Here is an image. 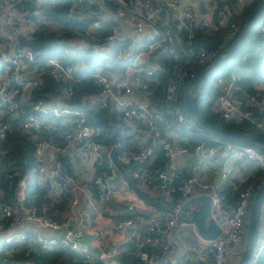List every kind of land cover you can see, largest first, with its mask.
I'll return each mask as SVG.
<instances>
[{
    "label": "built area",
    "instance_id": "obj_1",
    "mask_svg": "<svg viewBox=\"0 0 264 264\" xmlns=\"http://www.w3.org/2000/svg\"><path fill=\"white\" fill-rule=\"evenodd\" d=\"M215 1L196 0L197 5H203L207 11L215 7ZM251 1L232 0L234 8L231 11L225 3L217 9V23L224 29L216 45L211 48L200 46L194 52L189 48L191 27L197 18L204 16L195 12L194 5L193 8L181 0L67 2L68 18L78 20L88 9L91 20L75 35L61 38L65 43L62 48L65 54L92 52L99 48L107 56L106 51L113 42L127 41L122 33L123 27L133 33L146 30V35L132 49L128 43L115 49L114 58L124 62V69H128L131 75L129 80H124L129 74L123 79L118 76L114 79L101 67L93 70L92 77L98 87L99 107L112 102L123 122H140L152 143L163 142V154L167 158L164 169L157 170L152 178L143 175L145 170L142 168L132 172L133 176L140 177L138 185L144 188L154 187L156 192L166 197L175 191L179 193L169 206L157 209L141 198L115 166L111 150L117 147V141L109 145L101 144L94 138L101 128L86 122L81 107L65 102L73 92L70 85L61 88L60 94L49 100H28L30 90L43 80L44 72L60 82L75 79L85 61L78 57L63 64L54 57H37L21 40L31 39L33 32L40 27L58 33L57 17L45 14L38 6H22L21 0H0V136L8 129L12 117H20L18 132L33 142L36 184L44 188V196L55 203L61 201L63 192L68 193L64 209L57 214L58 218H54L38 213L36 207L27 202L26 170L20 171L12 181L9 193L0 190V264L17 250L23 249L25 254L32 246L42 249L65 247L72 253V260L82 264H119L117 257L121 253L129 255L134 264H235L238 261L244 244L245 219L257 186L255 179L246 176L244 168L245 164L251 163L264 176V154L253 145L205 132L193 117L183 113L177 83L182 78H192L212 62L238 32L243 10ZM104 20L109 22V28L102 38L103 42L89 43L87 39L95 37ZM63 26L68 24L63 23ZM181 30L186 31V37H180ZM259 33L264 45V23L260 24ZM162 51L169 58L175 57L177 51L181 52L191 67H170L164 82V99L169 105L148 110L134 103L132 95L136 86L153 78L154 70L159 68L158 53ZM212 84L216 89L212 111L225 120L248 121L264 133V97L258 91L247 94L242 101L233 71ZM88 98H93V95ZM48 115L51 118H47ZM55 120L63 128L64 143H56L42 135L43 129ZM156 121L163 122L170 140L161 138ZM185 135L194 143L186 144ZM191 152H203L207 160L214 162L212 166H216L213 169L208 165L205 168L217 174L218 183H199L193 175L173 182L177 158ZM221 152L224 156L216 164ZM64 154L71 157L70 173H65L61 180L58 177L61 166L59 156ZM155 157L152 146L143 144L137 150L124 152L118 159L123 163L127 160L151 162ZM200 163L198 159L197 165ZM101 164L104 168L96 174L95 167ZM241 183H244L242 187ZM196 184L200 187L197 192L194 189ZM224 188H230L234 193L233 203L223 200L221 191ZM199 193L209 197V216L219 227L214 238H202L195 224L189 220L197 203L184 202ZM128 213L133 215L126 216ZM83 230L91 234L90 245L98 248V254L78 241ZM261 231L254 247L252 264L264 245V225ZM110 235L116 238L113 242L108 238ZM190 240L200 253V259L196 261L195 257L177 254L174 260H170L175 252L174 245L179 243L184 247ZM145 245L156 250L147 254L143 250ZM231 247L235 250L227 257Z\"/></svg>",
    "mask_w": 264,
    "mask_h": 264
},
{
    "label": "trees",
    "instance_id": "obj_2",
    "mask_svg": "<svg viewBox=\"0 0 264 264\" xmlns=\"http://www.w3.org/2000/svg\"><path fill=\"white\" fill-rule=\"evenodd\" d=\"M232 0H227L225 2L217 0L215 1V7L210 10L211 16L208 18L206 16L201 17L197 22L193 23L191 27V33L189 36V48L194 52L198 47H214L217 40L224 29V26L217 23L216 10L223 7L225 3L226 6L231 5ZM259 0H252L249 5L243 10L241 21L239 22L240 31L245 17L251 11V9L257 4ZM68 0H21L20 5L22 6H38L42 11L49 16H56L59 22L56 30L47 28H38L33 32L31 39H23L21 42L30 48L37 57L46 58L54 57L61 63H68L76 60L78 57L83 58L85 64L78 71V77L71 80H56L50 74L43 73V80L34 88H32L28 95V100L31 102L37 99L49 100L52 96H57L60 94L61 88L66 85H70L73 90L70 98L66 99V103L81 107L85 112L86 122L92 126H99L101 131L96 133L94 138L103 145H109L112 143L109 134L112 130V126H116L115 137L118 143L116 148L111 150V157L115 166L121 171L123 177L127 180L128 184L136 189L137 193L141 198L149 204H152L157 209H163L170 205L172 199L179 197L177 191L173 192L171 196L166 197L160 192H156L154 197H151L142 192L136 186L140 177H135L132 175L134 170L143 169L145 170L143 175L146 177H151L157 170L164 169L165 163L167 161L166 156L163 154V148L161 141H156L152 143L149 135L146 136L144 140V145L152 146L153 152L156 157L153 161H134L127 160L126 162H121L118 156H122L124 152L129 150H137L139 147L134 144V140L131 135L123 134L122 131L126 130L128 127H134L137 129L145 130V127L140 124V122H131L126 125L120 118V113L116 110L115 105L112 102H108L105 107H99L98 105V87L94 83L92 72L96 67H101V69L107 71L109 76L114 78L117 77L121 72L124 71V62L120 60H115L114 53L115 49L119 46H126L127 41H115L107 49L106 53H103L99 48L93 50L92 52L85 53H73L72 55L65 54L62 51L63 43L61 38L68 37L70 35H75L76 31L82 30L87 27L90 23L91 18L88 15V9L86 12L82 13V17L78 20H72L68 18L66 6ZM199 13L204 14L206 12L203 5H198ZM229 15H233L229 12ZM68 24V26H63ZM264 23V9L254 20L247 36L239 44V46L233 51V53L213 72L214 76L210 79L208 86L203 85L202 89L196 96V106L200 113L207 117L210 121L217 124L223 129L227 130H240L255 133L258 136L264 138V133H262L258 128L249 123L248 121H234L225 120L211 109V105L216 96V89L212 82L217 81L220 78L227 77L231 71L235 74V84L237 86V92L240 95L242 101L245 100L247 94L254 93L257 91L264 97V90L257 88V85L264 86V45L262 44V36L259 33L260 24ZM174 26L173 23H171ZM109 22L104 20L97 31V34L93 38H88L87 41L90 43L101 44L103 42L102 38L104 34L108 31ZM235 34V36L238 34ZM180 37H186V31L181 30L179 32ZM234 36V37H235ZM233 37V38H234ZM232 38V39H233ZM231 39V40H232ZM227 43V45L231 42ZM158 69L154 70L153 78L151 80H144L143 85L136 86L135 93L138 89H144L148 92V104L145 106L146 109L151 108L162 109L169 105V102L164 99V82L167 79L168 70L170 67L183 69H188L191 67V63L188 59H185V55L177 51L175 57L169 58L166 52L162 51L158 53L157 57ZM120 63H122L120 65ZM126 63V62H125ZM212 73V74H213ZM156 78V80H154ZM188 77L182 78L178 81L177 95L179 101L182 98L183 87L187 82ZM173 81L176 83V79ZM207 81V79H206ZM205 81V82H206ZM89 95H93V98H88ZM166 117L172 118L171 115ZM47 118H51L48 115ZM195 121L202 127V129L212 134L206 126ZM21 122L20 117H12L9 121L8 129H6L2 136H0V190L10 192V186L12 181L15 180L22 170L27 172L26 180V199L28 203L33 204L38 213H44L50 215L54 218H58L57 214L64 209V205L68 199V193L63 192L61 194L60 202H53L48 200L44 196V188L39 187L34 179V164H33V142L26 138L24 135L18 132V127ZM155 125L160 131L161 138L163 140H170L164 130V124L162 121H156ZM180 128V125H178ZM63 128L55 120L51 122V125L43 129V134L46 139L52 140L56 143H64L65 138L63 136ZM179 132V131H176ZM180 133V132H179ZM181 135H183L181 133ZM214 135V134H212ZM186 136V135H185ZM217 136V135H214ZM188 145L193 144L188 136ZM239 142L237 140H233ZM241 143V142H239ZM254 146V145H253ZM257 148L264 154V150ZM192 152L189 154L191 155ZM70 155L64 154L59 156L61 161L60 169H58V177L62 180L64 179L65 173H70ZM250 164V163H249ZM251 165V164H250ZM252 166V165H251ZM104 166L96 165L95 172L100 173ZM175 177L173 182H177L182 178L188 177L192 174H187L184 169L175 171ZM246 176L256 180V185L264 178V176L258 171L255 166L251 167V171ZM250 175V176H249ZM194 176V175H193ZM150 178V179H151ZM151 184L153 181L151 179ZM244 183L240 184L242 187ZM256 186V187H257ZM256 189V188H255ZM223 200L234 202V193L230 188H224L221 191ZM264 197V196H263ZM1 199V198H0ZM133 213H128L126 216H131ZM144 215V214H143ZM260 210L257 216V222L255 225V230L253 233V242L249 258L246 264H252V258L254 256V247L256 245V240L258 237V226L260 224L259 220ZM146 217V216H143ZM143 250L149 254L151 251L156 250L155 247L145 245ZM72 253L65 247H48L46 249L36 248L34 246L28 248L24 254V250L19 249L13 253L12 257L7 258L3 264H82L78 260H72ZM119 264H134L135 261L131 260L129 255L121 253L117 257ZM98 264V263H97ZM253 264H264V245L259 252L258 256L253 261Z\"/></svg>",
    "mask_w": 264,
    "mask_h": 264
},
{
    "label": "water",
    "instance_id": "obj_3",
    "mask_svg": "<svg viewBox=\"0 0 264 264\" xmlns=\"http://www.w3.org/2000/svg\"><path fill=\"white\" fill-rule=\"evenodd\" d=\"M264 9V0H259L257 4L247 14L242 24V27L238 34L226 45L221 52L209 63L207 66L200 69L192 78L188 79L183 87L181 108L185 115L191 116L198 122L208 128V130L218 137L237 140L239 142L254 145L264 150V138L258 136L255 133L240 130H227L223 129L217 124L210 121L207 117L203 116L196 106V96L202 89L206 79L233 53V51L239 46V44L247 36L254 20ZM199 18H197V21ZM120 78H124L125 74H119ZM131 77V75H127ZM193 84H196L195 89L191 90ZM116 126H112V130L109 134L111 141L116 142L115 137ZM264 196V178L259 182L256 187L248 209L247 220L245 223L244 231V244L240 253V257L235 264H246L253 242V233L257 222L258 212L261 208ZM197 203L196 207L191 211L189 220L195 224L196 230L202 238H214L218 232L219 227L215 223L214 219L209 216L210 205L209 197L207 194L199 193L189 198L186 202ZM145 223V222H142ZM91 234L82 231L81 237L78 241L86 246L94 254H98L99 250L95 246L90 245Z\"/></svg>",
    "mask_w": 264,
    "mask_h": 264
},
{
    "label": "crops",
    "instance_id": "obj_4",
    "mask_svg": "<svg viewBox=\"0 0 264 264\" xmlns=\"http://www.w3.org/2000/svg\"><path fill=\"white\" fill-rule=\"evenodd\" d=\"M181 2L183 4H186V5H191L193 8L195 6V8H194L195 12L196 11L199 12V9L197 8L198 7V5H197L198 0H197V2H196V0H181ZM225 7L227 9H229L230 11L234 8V6L232 7L231 5H228ZM202 15H204V16L207 15V17L209 18L211 16V13H210V11L206 10V12ZM122 33L125 35V38H127L128 45L130 46L129 48L132 49L135 46V44L138 42V40L143 38L144 35H146V30L141 31L140 33H133V32H130L129 30H127L125 27H123ZM123 73H125V75H127V74L130 75V72L128 71V69H124ZM115 78L116 77L114 75V79ZM128 78L129 77H125L124 80H129ZM256 87L257 88H264V86H262V85H257ZM132 98H133L134 103H136L138 106L145 107L148 104V92L144 89H138V91L132 95ZM126 125H128V123ZM122 133L126 134V135H131L132 139L134 140V144L138 147L140 145L144 144V140H145L146 136L149 135L145 130L137 129L134 127L133 128L128 127L126 130L122 131ZM79 153H80L81 157H83V158L85 157L84 154L80 150H79ZM223 156H224V153L221 152L218 156V159L216 160V164L218 163V161L220 162V159ZM50 159H51V157H50ZM198 159L201 160L200 165H197ZM213 164H214V162L207 160L205 158V156L203 155V152H199V153L191 154V155H182L181 157L177 158V160H176V171L184 169L187 174L194 175L199 183H202L204 181H209L211 183H214V182L218 183L220 181V179L217 176V174L212 172L211 170L205 168V165H208L207 167L213 169L216 166V165L212 166ZM250 164L249 163L245 164L244 172H246L247 175H248V171L250 174L251 167L254 166L253 164H251L252 166ZM136 186L138 187V189L140 191L146 192V194L151 196V197H154L156 195V191H155L154 187L144 188L143 186L138 185V184ZM194 189H195V192L200 190L199 184H196ZM135 191H137V190L135 189ZM259 220H260V224L258 226V234L260 235L262 232L261 229L264 225V197H263L262 205L260 208ZM108 238H109L110 242H113L116 239L114 235H110ZM173 249L175 250V252L171 256L170 260H174L176 258L177 254H185V256H189L191 258L195 257L196 261H198L201 257L200 253L196 250L195 245L191 240H190V242L186 243L184 245V247H182L179 243H176L174 245ZM242 249H243V247H242ZM234 250L235 249L231 247L228 250L227 257H229L230 253H232Z\"/></svg>",
    "mask_w": 264,
    "mask_h": 264
},
{
    "label": "rangeland",
    "instance_id": "obj_5",
    "mask_svg": "<svg viewBox=\"0 0 264 264\" xmlns=\"http://www.w3.org/2000/svg\"><path fill=\"white\" fill-rule=\"evenodd\" d=\"M120 65H121V63H120ZM213 76H214V73L211 74V75L207 78V81L205 82V85H206V86H208L209 81H210V79H212ZM195 87H196V84H193V86L191 87V90L195 89ZM245 220H247V217H246ZM245 223H246V222H245Z\"/></svg>",
    "mask_w": 264,
    "mask_h": 264
}]
</instances>
